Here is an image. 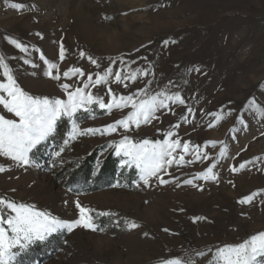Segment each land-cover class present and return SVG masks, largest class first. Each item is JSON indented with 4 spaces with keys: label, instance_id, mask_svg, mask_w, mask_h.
Segmentation results:
<instances>
[{
    "label": "rangeland",
    "instance_id": "1",
    "mask_svg": "<svg viewBox=\"0 0 264 264\" xmlns=\"http://www.w3.org/2000/svg\"><path fill=\"white\" fill-rule=\"evenodd\" d=\"M10 3L25 7L14 10L0 0V56L29 94L67 100L62 84L74 90L87 82L88 74L95 79L96 73L103 74L111 67L122 74L134 69L149 74L135 83L126 81L127 87L110 80L107 85L86 90L101 96L105 103L111 101L108 88L117 96H127L148 87L150 94L178 92L185 100L184 105L169 102V109L156 114L159 119L139 128L131 125V130L125 132L118 127L111 134L96 133L75 140L69 139L72 120L64 117L68 120L65 136L54 141V130L29 154L32 165L17 166L0 156V166L6 169L0 173V197L34 205L37 211L69 222L80 217L76 207L79 201L93 210L90 215L94 223L104 228L103 232L77 227L71 232L54 233L18 251L14 264H162L173 258H191L195 264H203L213 259L218 247L236 245L264 232V118L258 117L250 105L255 101L264 108V0ZM5 36L23 43L27 53L9 44ZM61 44L66 50L63 61L59 58ZM81 51L86 53L84 58L80 57ZM41 53L59 66L60 80L46 75L48 66L40 59ZM87 56L95 58L99 67ZM72 67L81 68L85 76L64 78L63 72ZM88 107L89 112L81 109L73 117L81 129H103L132 111L126 107L109 113L95 104ZM214 113L223 118L216 121ZM0 116L17 119L2 105ZM176 124L180 127L174 129L177 135L172 139L190 142L193 151L184 157L191 163H174L167 174L161 173L167 183L152 179L145 186L138 170L122 167L125 158L109 147L124 135L133 141L162 140ZM209 142H215V146ZM196 146L207 154L206 158L202 155L196 159ZM62 148L64 151L56 156ZM181 152L178 149L177 155ZM110 153L117 159L112 185L96 189L76 173L80 164L96 154L91 167L94 179ZM248 161L252 163L239 168ZM213 164L216 180H193ZM66 165L71 166L65 174ZM234 167L238 171L233 172ZM131 171L134 178L130 182ZM186 180H193L196 186L185 184ZM253 192L260 194L251 203L239 202ZM98 212L110 215L98 216ZM128 222L138 227L130 229ZM54 235H58L57 240L43 244ZM203 250L205 255H198Z\"/></svg>",
    "mask_w": 264,
    "mask_h": 264
},
{
    "label": "snow or ice",
    "instance_id": "2",
    "mask_svg": "<svg viewBox=\"0 0 264 264\" xmlns=\"http://www.w3.org/2000/svg\"><path fill=\"white\" fill-rule=\"evenodd\" d=\"M5 5L14 10H22L25 7L20 3H10V0H5ZM105 19H110V17H105ZM37 35L40 34L37 33ZM4 39L9 44L14 45L20 52L27 53L28 48L23 43L9 36H5ZM37 51L39 50L37 49ZM65 52L66 50L61 44L59 51L61 61L65 59ZM85 56L86 53L81 51L80 57L84 58ZM40 59L48 66L46 75L53 80H60L59 66L56 63L49 62L42 53ZM87 59L91 64L99 67L95 58L87 56ZM120 62L123 63V60ZM24 63L30 64L31 61L25 60ZM53 69L56 70V74H53ZM0 70H2L5 81L0 83V105L17 118L7 119L0 116V156L9 158L17 166L32 165L33 162L29 154L54 132L56 123L61 117H68L72 120L73 127L69 139L75 140L78 136L94 135L96 133L111 134L116 132L118 127L128 132L131 130V125L139 128L141 124L159 119L156 114L162 109H169V102L179 103L180 105L185 104V100L178 92L169 94L168 91L163 90L150 94L148 87L141 88L136 93L127 96H117L111 88H108V93L111 96V101L108 103H105L101 96L86 91L90 86L107 85L110 80L117 84H124L127 87L126 81L135 83L139 77L149 74L144 69H134L122 74L120 71L113 72V69L108 67L103 70V74L96 73L95 79L91 74H88L87 82L83 83L82 87H76L71 91L69 90L71 87L69 84H62L61 88L67 94V100L33 96L23 90L17 83L12 69L3 56H0ZM76 75L84 77L85 72L79 67H72L63 72L64 78L68 79ZM93 104L98 105L102 110H108L109 113L113 109H124L126 107H131L132 111L125 118L117 120L103 129H81L73 117L81 109L89 112L88 106ZM250 105L258 117L264 118V108L257 106L255 101H250ZM187 111L192 114L191 108H188ZM213 115L216 121L223 118L220 114L214 113ZM183 119L186 120L187 117H183ZM240 122L243 123V120ZM213 126V124L209 125V127ZM179 127V124L174 125L173 130L166 132L162 140L142 139L133 141L129 136L124 135L117 144H110L109 147H114L117 156L125 158L122 160V167L134 166L138 170L139 179L145 186H148L152 179H157L161 184H164L167 181L163 179L161 173L167 174L168 167H171L174 163L178 166L191 163V161H185L184 159L186 154L193 151L190 148V142L182 143L179 139H172L177 135L174 129ZM245 128H247V124H245ZM68 143L69 141L66 140L65 145ZM209 143L215 146V142ZM178 149H182V152L177 155ZM63 151V148L57 151L56 156H60ZM194 154L196 159H200L202 155L205 158L207 157L206 153H201L200 146L195 147ZM220 155H225L223 149ZM247 163L252 162L242 163L239 168L244 169ZM215 167L216 165L213 164L204 172L198 173L193 180H216L217 174L213 171ZM5 170L3 166H0V173ZM231 170L233 172L238 171L235 167ZM193 180H186L184 183L192 184L195 187ZM259 194V192H253L239 202L251 203ZM76 207L80 211V217L69 222L48 212L37 211L34 205L17 203L14 200L0 197V264H14L18 251L26 249L34 241H43L54 233L63 230L71 232L77 227H83L92 232L104 231L103 227L94 223V217L90 215L93 210L86 209L79 201L76 202ZM5 212L8 214L6 215ZM97 215L107 216L110 213L98 212ZM128 227L132 229L138 227V225L135 222H128ZM198 255L203 256L205 253L200 252ZM261 258H264V232L254 234L236 245L218 247L213 253V259L209 261V264H264V260ZM162 264H195V261L173 258L163 261Z\"/></svg>",
    "mask_w": 264,
    "mask_h": 264
},
{
    "label": "trees",
    "instance_id": "3",
    "mask_svg": "<svg viewBox=\"0 0 264 264\" xmlns=\"http://www.w3.org/2000/svg\"><path fill=\"white\" fill-rule=\"evenodd\" d=\"M67 130H68V120L66 118H64V117H61L58 120V122L56 123L55 133H54L52 139L54 141L62 140L63 137L65 136V134L67 133ZM95 155L96 154L91 155V157L89 156V158L86 160V162H83L82 164H80L79 165V169H78V171H76V173L79 176L84 177L85 179H87V181H90L91 182V186H96L97 187V188L95 187L96 189L108 187L109 185H112L115 182V180H116L117 159L114 158L112 153L107 155L106 158H104V161H103V163L101 165V168L99 170V174L97 175L98 177L96 176L93 179L92 175H91V172H92L91 171V167H92V162H94ZM70 166L71 165H66L65 170H64L65 174H66V172H68ZM74 174L75 173H72V175L75 177ZM121 175L123 177L124 173H122ZM128 176H129L130 182H131L133 180V178H134V171H131L128 174ZM57 238H58V235H54L53 237H51L48 240H46L45 243H43V244L44 245L45 244L49 245L50 242H52L53 240H57ZM205 250H207V249H205ZM205 250H203V252ZM183 260L187 261L189 259L185 258ZM209 261H210V259L205 261L203 264H209Z\"/></svg>",
    "mask_w": 264,
    "mask_h": 264
}]
</instances>
